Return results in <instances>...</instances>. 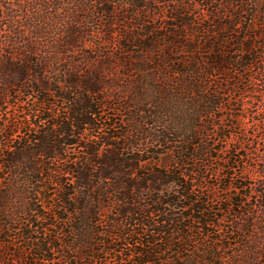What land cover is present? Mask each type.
Masks as SVG:
<instances>
[{"label":"trees","instance_id":"1","mask_svg":"<svg viewBox=\"0 0 264 264\" xmlns=\"http://www.w3.org/2000/svg\"><path fill=\"white\" fill-rule=\"evenodd\" d=\"M0 89L3 242L14 233L35 255L59 251L48 229L43 241L34 233L38 223L50 227L49 214L63 222L65 213L69 263L106 264L113 254L111 264H228L227 236L209 228L253 188L238 264H259L264 152L257 188L227 182L218 212L199 189L210 159L224 152L215 144L235 137L242 151V136L227 131L230 96L245 111L244 93L264 101V0H0ZM112 104L120 119L108 116ZM260 115L252 123L264 142V105ZM51 192L58 214L45 205ZM129 236L137 238L129 256L109 240Z\"/></svg>","mask_w":264,"mask_h":264},{"label":"rangeland","instance_id":"2","mask_svg":"<svg viewBox=\"0 0 264 264\" xmlns=\"http://www.w3.org/2000/svg\"><path fill=\"white\" fill-rule=\"evenodd\" d=\"M94 56L93 53H90ZM81 59V56H76L75 60ZM127 69H118V76L119 78L122 77V73L126 72ZM131 75V73H129ZM254 70L250 71L248 73V76L253 77ZM129 82V85H132L133 80L129 79H121V84L123 83V86ZM262 90L263 88L260 87ZM2 90V89H0ZM126 92H131V88L127 87ZM5 97V99L9 103V115L12 120H18L20 121V108H15L16 101L11 99V96L8 91H4L2 93ZM243 104L245 105V109H242V104L236 99H239L238 95L236 94V97L230 96V104L226 108V111L224 112L225 115L232 114L235 116V119L233 121L226 122V125L231 126L232 129H227V131L236 132L238 135L242 136V151L241 153H238L237 151L234 152L233 147L235 146V143L237 139L232 138L229 140L228 145H221L215 144V148L223 149V154L216 153L213 155L214 157L210 159L209 163V174L204 177L203 183L199 189L200 193L204 196H210L211 202L210 205H208L209 209L212 211L214 209V212H218L220 208H223L225 204V199L229 198V194H225L221 191V186L225 185L227 182H233L234 184H250L252 187L257 188V180H259V177H257L258 173L256 168H258V162L256 161V157L261 154V152H264V142L262 140V134L258 133V128L253 126L252 123V117L255 119H262V115H260V109L264 105V101L259 102L257 104L256 101H252L248 99V92L243 94ZM248 102H252L251 107L247 105ZM114 103V102H113ZM113 110L109 111L108 116H111L113 119H120L121 118V112L119 111L121 108L119 105H113ZM237 117L240 119L238 120ZM117 124H119V120L115 121ZM237 124L239 126H237ZM118 126V125H117ZM227 132H224L223 134H226ZM261 136V138H259ZM256 137V138H255ZM216 142V141H215ZM255 143V145H254ZM245 144V145H244ZM230 146V147H229ZM237 146V145H236ZM241 147V146H240ZM227 151H230L228 155H225ZM231 156V162L228 164L226 160L229 159ZM231 167L232 169H229L225 172H223L224 167ZM212 174L213 176H211ZM231 177L234 179L231 181ZM58 180H64L65 182H68L65 180V177L61 176L58 177ZM254 189H247L245 190V194L248 196H251L249 200L243 199L245 201L243 207L238 208L235 206H230L229 209L225 212H219V214L222 217H216L214 216L215 223L210 226L209 230L211 232L220 229V231L223 230V233H221L222 237L227 236L226 244H228V249L223 251V254L225 255L226 259L229 257V261L226 263L228 264H238L241 259H239V254L241 253V244L243 239V233H240L242 226L244 223V217H242V213L246 209H248V204L252 202H255L257 196L254 194ZM51 198L45 201V205L47 207L53 208L55 210L56 214L60 211V204L58 200V193L57 192H51L49 195ZM228 204V202H227ZM64 215L63 222L59 219H55L52 217L51 214H49L50 220L47 222L50 227H46L44 229H40L42 224L38 223L39 228L36 229L37 234L34 233V236L39 237L41 232H46V229H48V235L47 237L56 238L55 241H52L53 247H59V251H55L47 253L45 255H35L34 249L31 246V242H29L25 236L21 237L20 235H16L14 233H11V235L8 237L7 241H2L3 239L0 238V264H74L70 262L69 263V250L66 249V246H69V216L65 213H62ZM63 215H59L60 218H62ZM58 217V218H59ZM222 218V219H220ZM218 219H220L218 221ZM66 223V224H64ZM24 229V228H23ZM238 230V231H237ZM100 231H107V227L103 226L100 228ZM41 241L45 239L44 236L39 237ZM136 237L129 236L126 237L124 240H117V238L112 237L109 240L114 243L115 250L121 251L123 250V253L127 256L132 255L135 248V242ZM39 240V242H40ZM49 241V240H48ZM50 242V241H49ZM225 242V239L222 241ZM32 245H35V242L32 243ZM204 246V243L201 244ZM195 246V245H194ZM198 246V244H196ZM99 248V247H95ZM202 249V248H201ZM200 249V250H201ZM91 251L90 247L89 249H82L80 250L81 255H87L88 252ZM73 256H78L77 254H73ZM107 258L106 264H111L116 260L114 258L113 254H109L105 256ZM123 258H125L123 256ZM87 260V259H86ZM85 260V261H86ZM242 261V260H241ZM124 261H122L121 258H119V262L117 264H123ZM81 264V263H77ZM259 264H264V247H263V257L261 261H259Z\"/></svg>","mask_w":264,"mask_h":264}]
</instances>
